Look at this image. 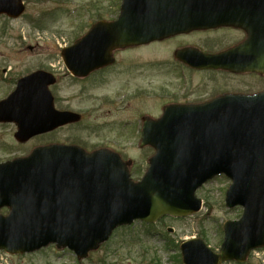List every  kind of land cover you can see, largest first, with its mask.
Wrapping results in <instances>:
<instances>
[{
  "label": "water",
  "instance_id": "95a60500",
  "mask_svg": "<svg viewBox=\"0 0 264 264\" xmlns=\"http://www.w3.org/2000/svg\"><path fill=\"white\" fill-rule=\"evenodd\" d=\"M149 1L154 2V11L149 10ZM155 1L122 0L118 21L97 23L63 50L65 64L82 75L99 63L84 65L81 55L108 54L114 48L142 43L148 35H162V25L148 32L147 16L151 13L152 20L162 22L157 11H170L174 3ZM185 4L193 12L237 11L244 21L264 25V0H191ZM23 12L22 0H0V15L16 19ZM212 22L217 17L193 19L189 28L186 24L178 29ZM53 82L50 74L36 71L20 79L0 102V122L16 124L17 141L78 120L74 114L54 110L48 90ZM236 103L230 114H219V106L212 103L196 115L145 120L140 146H152L155 154L139 182L130 179V162L123 163L106 150L88 154L77 147L51 145L0 164V209H9L7 216L0 214V250L14 255L55 244L73 251L78 260L85 259L119 226L198 212L201 201L195 191L223 174L232 181L226 206H241L243 214L239 221L224 223L218 253L201 239L183 242L182 263L245 262L252 249L264 245V95Z\"/></svg>",
  "mask_w": 264,
  "mask_h": 264
},
{
  "label": "flooded vegetation",
  "instance_id": "af4514ba",
  "mask_svg": "<svg viewBox=\"0 0 264 264\" xmlns=\"http://www.w3.org/2000/svg\"><path fill=\"white\" fill-rule=\"evenodd\" d=\"M174 16L175 19L198 17L196 13ZM76 17L80 32L73 42L99 21H116L120 13H86ZM169 24L176 25V22ZM259 41L256 26L249 22L242 25L236 22L197 25L186 31L173 30L165 37L150 39L143 44L115 49L106 56L81 55L84 65H95L102 57L103 62L79 76L63 65L59 50L57 56L61 69L58 68L57 72L53 68L51 72L56 82L68 80L79 86L77 95L82 98L84 106L81 111L69 106L58 108V100L52 95L56 110L76 113L79 121L51 133L83 122L89 136L109 128L117 131L118 136L120 133L128 145H137L145 119L158 120L169 110L178 111L175 114L180 115L196 114L199 110L195 111V108L212 101L261 94L264 92V49ZM27 50L31 52L33 49L28 46ZM256 67L260 70L256 71ZM220 106L227 105L222 103ZM119 114L128 116V119H111ZM130 136L132 140L125 141ZM89 141L85 144H51L78 146L87 152L102 148L113 150L116 146L114 141L95 145H89ZM146 149L151 150L150 147Z\"/></svg>",
  "mask_w": 264,
  "mask_h": 264
},
{
  "label": "rangeland",
  "instance_id": "374dc122",
  "mask_svg": "<svg viewBox=\"0 0 264 264\" xmlns=\"http://www.w3.org/2000/svg\"><path fill=\"white\" fill-rule=\"evenodd\" d=\"M117 0H25L24 14L15 20L0 16V100L15 87L17 79L31 72L43 70L51 72L61 69L58 64L60 47L68 46L80 32L77 15L86 13H111L116 11ZM76 18V20H74ZM32 48L30 52L27 47ZM58 72V71H57ZM79 86L68 80L59 79L50 87L51 94L58 100L56 107L69 106L81 111L82 98L77 95ZM111 119L127 120L124 114ZM65 128L54 133L38 136L26 144H18L13 139L16 130L12 124H0V162L25 157L37 146L51 143H87L89 145L115 143L113 150L123 159L133 161V170L141 174L147 168V159L152 152L138 149L132 143L124 142L120 133L108 130L86 134L84 125ZM108 130V131H107ZM89 136V138H88ZM118 137V138H116ZM132 140V137L125 141ZM230 181L217 177L195 195L202 200L200 212L181 219H164L149 226L135 222L132 226L120 228L111 235L107 243L83 261L66 250L48 246L32 254L7 255L0 253V264H179V245L184 240L201 238L213 251L217 252L223 239L222 225L225 221L238 220L241 208L227 209L225 192ZM171 228L172 233L166 229ZM233 264V263H225ZM245 264H264V248L251 253Z\"/></svg>",
  "mask_w": 264,
  "mask_h": 264
},
{
  "label": "trees",
  "instance_id": "16d2710c",
  "mask_svg": "<svg viewBox=\"0 0 264 264\" xmlns=\"http://www.w3.org/2000/svg\"><path fill=\"white\" fill-rule=\"evenodd\" d=\"M177 261H178L179 264H181L180 263V259H179V255H177Z\"/></svg>",
  "mask_w": 264,
  "mask_h": 264
}]
</instances>
